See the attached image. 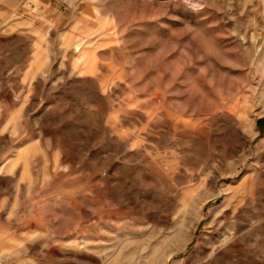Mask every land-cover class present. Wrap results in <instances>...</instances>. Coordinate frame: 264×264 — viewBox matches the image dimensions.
<instances>
[{"label":"rangeland","instance_id":"rangeland-1","mask_svg":"<svg viewBox=\"0 0 264 264\" xmlns=\"http://www.w3.org/2000/svg\"><path fill=\"white\" fill-rule=\"evenodd\" d=\"M201 1L0 0V264H264V0Z\"/></svg>","mask_w":264,"mask_h":264},{"label":"built area","instance_id":"built-area-1","mask_svg":"<svg viewBox=\"0 0 264 264\" xmlns=\"http://www.w3.org/2000/svg\"><path fill=\"white\" fill-rule=\"evenodd\" d=\"M180 1L193 10H199L202 8L201 0H180Z\"/></svg>","mask_w":264,"mask_h":264},{"label":"crops","instance_id":"crops-1","mask_svg":"<svg viewBox=\"0 0 264 264\" xmlns=\"http://www.w3.org/2000/svg\"><path fill=\"white\" fill-rule=\"evenodd\" d=\"M50 1L51 0H48V2H47V0H33V2H36V3H39L40 2V3H42L43 5L41 4V6H44V7L45 6H48V4H50ZM46 2H47V4H46Z\"/></svg>","mask_w":264,"mask_h":264}]
</instances>
